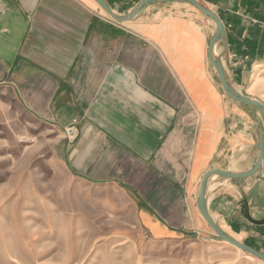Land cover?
<instances>
[{
    "label": "crops",
    "instance_id": "0c3cea01",
    "mask_svg": "<svg viewBox=\"0 0 264 264\" xmlns=\"http://www.w3.org/2000/svg\"><path fill=\"white\" fill-rule=\"evenodd\" d=\"M105 1L126 15L141 0ZM199 1L226 28L230 83L264 103L252 91L264 72V0ZM215 30L184 1L118 22L95 0H0V95L57 134L54 159L91 200L121 193L155 240H221L199 209L201 182L213 169H250L263 120L225 92L210 61ZM262 172L214 176L207 204L224 231L264 252V160Z\"/></svg>",
    "mask_w": 264,
    "mask_h": 264
},
{
    "label": "rangeland",
    "instance_id": "374dc122",
    "mask_svg": "<svg viewBox=\"0 0 264 264\" xmlns=\"http://www.w3.org/2000/svg\"><path fill=\"white\" fill-rule=\"evenodd\" d=\"M56 136L0 95V264H264L214 235L153 239L121 193L90 199L54 159Z\"/></svg>",
    "mask_w": 264,
    "mask_h": 264
},
{
    "label": "water",
    "instance_id": "95a60500",
    "mask_svg": "<svg viewBox=\"0 0 264 264\" xmlns=\"http://www.w3.org/2000/svg\"><path fill=\"white\" fill-rule=\"evenodd\" d=\"M105 11L108 15H110L114 20L118 22H125L127 20H130L134 18L138 13H140L144 8H147L157 2H160L162 0H141L136 7L128 14L126 15H118L116 14L110 5L105 0H95ZM176 1H184L187 2L194 7L198 8L202 13H204L208 18H210L214 23L216 24V30L214 34L212 35L211 42H210V61L212 65L216 68L220 81L222 83V86L225 90V92L234 100L239 101L241 103L252 105L256 107L262 116L263 120V131L262 134L255 144V148L257 150V156L254 162V165L245 171H225V170H219V169H213L206 173L204 176L201 186H200V192H199V198H198V206L199 209L206 219L209 226L214 231L215 235L221 239L224 242H227L236 248L241 249L243 252L260 259L264 261V252L244 243L230 234H228L226 231H224L217 223L216 221L211 217L209 211H208V204H207V189L210 180L218 175L221 177L234 179V178H240V177H250V176H261L263 174V160H264V103L251 98L240 91H238L236 88L232 86L230 83V80L228 78L224 63H223V57L225 55V52L228 48V42H227V32L226 28L224 26V23L221 19V17L211 8L205 6L203 3H201L199 0H176ZM220 43L224 44V49L221 51V53L218 54L217 48Z\"/></svg>",
    "mask_w": 264,
    "mask_h": 264
},
{
    "label": "built area",
    "instance_id": "2783aa9c",
    "mask_svg": "<svg viewBox=\"0 0 264 264\" xmlns=\"http://www.w3.org/2000/svg\"><path fill=\"white\" fill-rule=\"evenodd\" d=\"M66 136L69 138V139H72L76 136L77 134V128L75 126V124H72L71 126H69L66 130Z\"/></svg>",
    "mask_w": 264,
    "mask_h": 264
},
{
    "label": "bare ground",
    "instance_id": "6f19581e",
    "mask_svg": "<svg viewBox=\"0 0 264 264\" xmlns=\"http://www.w3.org/2000/svg\"><path fill=\"white\" fill-rule=\"evenodd\" d=\"M239 249V248H238ZM239 250H241V249H239ZM255 258V257H254Z\"/></svg>",
    "mask_w": 264,
    "mask_h": 264
}]
</instances>
